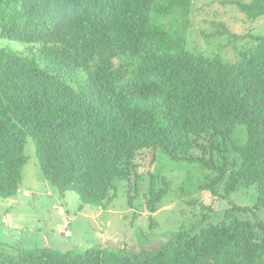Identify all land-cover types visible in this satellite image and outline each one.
Wrapping results in <instances>:
<instances>
[{
	"label": "trees",
	"instance_id": "obj_1",
	"mask_svg": "<svg viewBox=\"0 0 264 264\" xmlns=\"http://www.w3.org/2000/svg\"><path fill=\"white\" fill-rule=\"evenodd\" d=\"M232 3L249 21L264 18V0ZM195 6L0 0V196H17L33 143L45 179L84 204L110 206L119 181L137 191L133 177L150 155V165L159 155L199 164L210 172L201 187L215 197L255 188V204L217 211L189 201L201 206V222L211 220L151 250L20 248L0 264H264V34L234 61L192 49ZM217 27L212 37L231 33ZM241 126L247 140L237 144ZM145 177L152 215L168 181Z\"/></svg>",
	"mask_w": 264,
	"mask_h": 264
},
{
	"label": "rangeland",
	"instance_id": "obj_2",
	"mask_svg": "<svg viewBox=\"0 0 264 264\" xmlns=\"http://www.w3.org/2000/svg\"><path fill=\"white\" fill-rule=\"evenodd\" d=\"M233 1L251 2L195 0L189 31L192 49L200 47L207 53L221 51L223 58L234 61L240 52L253 47L252 37L264 34V18L249 21ZM219 24H224L231 33L212 37L219 31ZM202 33L211 37L206 39ZM232 34L241 38L235 40ZM231 42L235 44L231 46ZM5 44L1 40V45ZM234 136L237 144L245 143L246 127H239ZM28 152L30 158L17 196L8 199L0 196V259L16 254L20 248L49 247L62 252H83L92 247L126 248L138 252L151 250L165 243L174 231L211 220L212 215L201 222L204 218L201 206L191 207L189 201L198 200L222 211L234 204L252 207L258 196L257 190L251 188L238 190L228 199L215 197L201 187L210 172L202 170L199 164L159 155V159L150 165V155L143 160L144 167L138 169V177H133L137 191L131 190L127 182L119 181L114 202L102 208L82 203L74 192L62 196L45 179L33 143ZM229 154L231 161L238 158L234 151ZM149 172H154L156 177L163 175L168 181V192L152 215L145 200L149 178L141 179ZM161 184L158 183V188L163 187ZM130 199L132 204H129ZM257 215L264 222V210L258 211Z\"/></svg>",
	"mask_w": 264,
	"mask_h": 264
}]
</instances>
